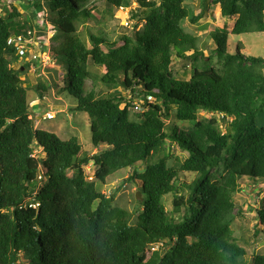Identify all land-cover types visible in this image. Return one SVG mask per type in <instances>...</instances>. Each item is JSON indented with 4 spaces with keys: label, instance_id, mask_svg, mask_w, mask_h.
<instances>
[{
    "label": "trees",
    "instance_id": "16d2710c",
    "mask_svg": "<svg viewBox=\"0 0 264 264\" xmlns=\"http://www.w3.org/2000/svg\"><path fill=\"white\" fill-rule=\"evenodd\" d=\"M122 1L33 2L55 33L51 58L76 110L89 118L92 146H106L78 164L77 137L61 140L29 118L28 92L43 100L49 88L16 79L32 61L22 62L8 40L29 30L27 20L13 6L0 17V264H264V255L249 261L231 230L238 185L243 178L264 182V60L244 55L239 43L232 53L227 43L230 35L264 33V0H211L219 12L209 57L182 27L184 20L203 19L206 0L196 17L186 6L191 0H133L139 10L133 18L141 23L133 40L123 33L113 44L98 31L90 44L80 37L82 14L90 21L89 12L104 3L105 28ZM232 17L229 31L225 21ZM44 36L38 30L37 37ZM90 66L102 67L103 75ZM178 69L188 78H177ZM99 82L121 91L97 98ZM135 103L141 111H133ZM201 112L211 116L203 121ZM91 162L103 165L107 176L133 169L128 181H136L141 196L136 227L128 211L115 206V192L99 195L87 179L82 168ZM188 174L196 178L187 182ZM256 213L264 228V196Z\"/></svg>",
    "mask_w": 264,
    "mask_h": 264
},
{
    "label": "rangeland",
    "instance_id": "374dc122",
    "mask_svg": "<svg viewBox=\"0 0 264 264\" xmlns=\"http://www.w3.org/2000/svg\"><path fill=\"white\" fill-rule=\"evenodd\" d=\"M158 1V0H157ZM202 0H191L186 3V6L192 12L195 17L202 12L203 6H201ZM31 3L25 0H0V17L7 16L11 11V7H15L19 13L23 16V20H27V26L29 27L32 34L36 32V26L39 32L45 30V36L43 40L36 37V42L32 47L25 50L23 57L20 58L22 62L32 61L29 67L16 76L17 80H25L29 86H34L42 82L46 87L49 88L48 93L45 95V99L41 100L37 93H33L30 90L27 94V103L30 107V116L35 123V128L40 129L52 134H55L61 140H67L71 137H77L82 145V153L76 159L78 164L81 160L87 157H92L98 150L104 151L106 146L100 144L99 148H94L91 144V131L89 118L84 112L76 110L77 100L71 96L65 89L62 83L63 71H61L52 61L51 58V47L54 44L52 39L54 31L51 26L46 23L45 17L40 13V17H35L36 12L32 11ZM204 12H206L203 19L197 24L192 25L188 20L182 22V27L186 33L194 38H198V48L204 55L209 57L210 52L213 49V44L210 39V34L215 30L214 20L218 13V5L211 3V0H206L204 4ZM138 10V5L133 0H123L118 9H112V16L108 19V24L105 26L104 13L107 11V7L104 3H101L97 9L89 12L91 17L90 21H85L86 18L82 14L84 19L79 25V35L83 40H86L90 44L91 33L98 31L103 34L109 40L116 44L119 36L123 33L129 35L133 40L134 31L133 27L140 28L141 23L136 21L133 17L135 11ZM139 11V10H138ZM134 15V16H133ZM44 19V21H43ZM21 21V20H19ZM42 22L44 25H42ZM235 18L232 17L226 22L225 28L231 30ZM125 27V29H123ZM36 34V33H35ZM44 41V45L41 47L40 44ZM134 42V41H133ZM229 51L234 53L237 44L241 45V51L246 56L262 58L264 60V33L245 34L240 36L230 35L227 40ZM181 51L189 54L191 50L189 47H182ZM38 55V61L31 60L32 55ZM89 71L101 77L104 73L102 67H89ZM175 76L187 79L188 74L184 69H178L175 72ZM89 89L92 88L88 84ZM96 88V87H95ZM93 88V90L95 89ZM95 97H100L109 91H121L119 86L116 89L111 88L101 82H99L95 89ZM48 111H55L57 118L47 120L45 113ZM211 114L201 112L200 119H208ZM179 128L186 126L185 124H179ZM216 131V130H215ZM218 133V131H216ZM221 135V133H219ZM101 151L99 153H101ZM34 155L38 158H42V151L40 148H34ZM144 167L140 166L139 172L143 171ZM205 169H210L206 166ZM82 171L86 177H90L94 183L100 187L99 195L110 196L111 193L115 195V206L128 211L129 213V225L134 228L138 224L137 213L141 209L140 200L136 197L138 193V185L136 181H128L129 177L133 173V169H126L117 171L113 176H107L106 170L103 165H94L90 163L88 167H83ZM40 176L43 178L44 169L40 168ZM196 176L194 174L185 175L184 179L187 182L194 180ZM103 179V181H102ZM45 180V178H44ZM248 178H243L241 183L238 185V190L233 196L235 204V213L237 217L231 225V230L235 237V242L242 248L246 254V257L251 261L252 256L264 255V228L258 227L257 225V209L261 208V199L264 196V182L255 184ZM42 186L39 184L37 190ZM171 197L163 199L165 208L171 209ZM140 205V209L137 206ZM261 230V235L254 237V232ZM151 255V250L147 251L143 257L147 260ZM22 264V263H21Z\"/></svg>",
    "mask_w": 264,
    "mask_h": 264
},
{
    "label": "built area",
    "instance_id": "2783aa9c",
    "mask_svg": "<svg viewBox=\"0 0 264 264\" xmlns=\"http://www.w3.org/2000/svg\"><path fill=\"white\" fill-rule=\"evenodd\" d=\"M25 1L28 3H31L35 0H25ZM35 42H36V34L35 33L32 34L31 31H27L26 33L19 34V35L14 37V43H15L16 50H18L20 53H24L25 50L27 49V47L33 46V44H35ZM35 58H36L35 56H32V59H35ZM148 100H150V99H148ZM141 107H142L141 103H135L134 107H133V111H135V112L141 111L142 110ZM45 118L47 120L55 119L56 118V112L55 111L46 112ZM219 118H222V116H219ZM227 122L231 123L232 118H227ZM217 130L219 131V133H221V135L225 134L226 133V125L220 123L217 127ZM87 179L89 181H92V179L90 177H87ZM28 206L32 207V208H36L38 206V204L30 203ZM149 250H151V253H153L156 250V246L151 247Z\"/></svg>",
    "mask_w": 264,
    "mask_h": 264
},
{
    "label": "clouds",
    "instance_id": "9594fccd",
    "mask_svg": "<svg viewBox=\"0 0 264 264\" xmlns=\"http://www.w3.org/2000/svg\"><path fill=\"white\" fill-rule=\"evenodd\" d=\"M33 2H35V1H33ZM33 2H31V4H33ZM32 8H33V5H32ZM32 11H35V10L33 9ZM35 12H36V11H35ZM40 13H42V14H43V17H44V13H43V12H39V14H36L35 17H37V18L40 17ZM43 21H44V19H43ZM42 25H44L43 22H42ZM35 29H36V32H35V33H36V37H37V32H38L39 29H38L37 26H36ZM28 31H30V29H29ZM42 31H43V30H42ZM44 31H45V30H44ZM17 35H19V34H16V35H15V34H11L10 37H9V40H11L13 44H12L11 42H9V40H8V43L11 44L12 47L15 48V51L19 53V55H20L19 59H20L21 57H23V53H20L18 50H16L15 43H14V37L17 36ZM37 38H38V37H37ZM41 39L43 40V37H42ZM40 45H44V42L41 43ZM30 47H32V46H29V47H27V48L29 49ZM24 53H25V52H24ZM32 56H35L36 58H35V59H31V60H33V61H38V55L36 54V52H35V54L32 55ZM31 58H32V57H31ZM101 153H102V152H101Z\"/></svg>",
    "mask_w": 264,
    "mask_h": 264
},
{
    "label": "water",
    "instance_id": "95a60500",
    "mask_svg": "<svg viewBox=\"0 0 264 264\" xmlns=\"http://www.w3.org/2000/svg\"><path fill=\"white\" fill-rule=\"evenodd\" d=\"M99 154H102V153H99ZM136 197L140 199V193H136ZM137 209H140V205L137 206ZM264 243V241L262 242V244Z\"/></svg>",
    "mask_w": 264,
    "mask_h": 264
},
{
    "label": "crops",
    "instance_id": "0c3cea01",
    "mask_svg": "<svg viewBox=\"0 0 264 264\" xmlns=\"http://www.w3.org/2000/svg\"><path fill=\"white\" fill-rule=\"evenodd\" d=\"M218 12H219V11H218ZM228 20H230V19H228ZM228 20H226V21H225V23H226ZM214 24H215V28H216L215 30H217V25H216V21H215V20H214ZM187 34H188V33H187ZM9 42H11V43H12V41H11V40H9ZM12 44H13V43H12ZM228 48H229V46H228Z\"/></svg>",
    "mask_w": 264,
    "mask_h": 264
}]
</instances>
